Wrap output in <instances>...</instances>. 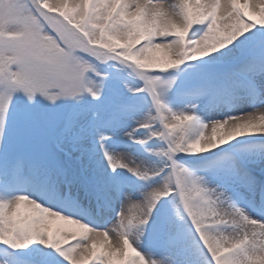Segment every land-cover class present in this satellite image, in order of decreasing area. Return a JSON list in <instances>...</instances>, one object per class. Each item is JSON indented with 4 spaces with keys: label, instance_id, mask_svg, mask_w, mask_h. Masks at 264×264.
<instances>
[{
    "label": "snow or ice",
    "instance_id": "obj_1",
    "mask_svg": "<svg viewBox=\"0 0 264 264\" xmlns=\"http://www.w3.org/2000/svg\"><path fill=\"white\" fill-rule=\"evenodd\" d=\"M0 264H264V0H0Z\"/></svg>",
    "mask_w": 264,
    "mask_h": 264
},
{
    "label": "rangeland",
    "instance_id": "obj_2",
    "mask_svg": "<svg viewBox=\"0 0 264 264\" xmlns=\"http://www.w3.org/2000/svg\"><path fill=\"white\" fill-rule=\"evenodd\" d=\"M56 226V224H53V227H55Z\"/></svg>",
    "mask_w": 264,
    "mask_h": 264
},
{
    "label": "bare ground",
    "instance_id": "obj_3",
    "mask_svg": "<svg viewBox=\"0 0 264 264\" xmlns=\"http://www.w3.org/2000/svg\"><path fill=\"white\" fill-rule=\"evenodd\" d=\"M70 227V226H69Z\"/></svg>",
    "mask_w": 264,
    "mask_h": 264
}]
</instances>
